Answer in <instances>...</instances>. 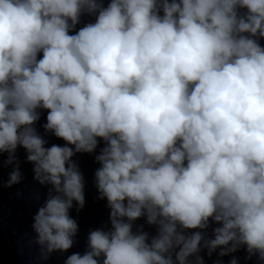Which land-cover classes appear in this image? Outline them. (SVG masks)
<instances>
[{"label": "clouds", "instance_id": "9594fccd", "mask_svg": "<svg viewBox=\"0 0 264 264\" xmlns=\"http://www.w3.org/2000/svg\"><path fill=\"white\" fill-rule=\"evenodd\" d=\"M85 13L95 22L70 34ZM258 38L264 0H0V155L15 165L0 187L21 182L22 147L51 185L32 224L42 258L73 247L85 183L72 157L103 140L95 186L111 228L65 264H204L202 249L241 247L264 262ZM40 109L64 146H45ZM140 218L155 236L133 230Z\"/></svg>", "mask_w": 264, "mask_h": 264}]
</instances>
